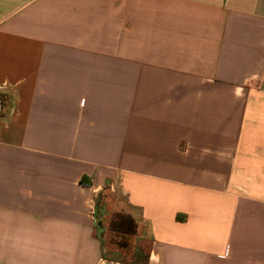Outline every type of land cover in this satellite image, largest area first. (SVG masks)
Segmentation results:
<instances>
[{
    "label": "crops",
    "instance_id": "crops-1",
    "mask_svg": "<svg viewBox=\"0 0 264 264\" xmlns=\"http://www.w3.org/2000/svg\"><path fill=\"white\" fill-rule=\"evenodd\" d=\"M103 191L146 264H264V0H0V264H127Z\"/></svg>",
    "mask_w": 264,
    "mask_h": 264
},
{
    "label": "rangeland",
    "instance_id": "rangeland-1",
    "mask_svg": "<svg viewBox=\"0 0 264 264\" xmlns=\"http://www.w3.org/2000/svg\"><path fill=\"white\" fill-rule=\"evenodd\" d=\"M100 194V205L104 206L100 221L104 229L103 237L104 243L106 244V249L119 250L117 249L116 244L125 243V250H122V258H124L128 262H139V264L142 263L143 255L138 251V246L140 245L142 246V248H144L143 254L145 255L148 249L149 242L142 239L138 242V238L136 237H122L119 235V233L112 232L114 223L117 220L121 221L119 214L125 213L122 209L127 208L126 202L125 200H123L121 193L119 191H103ZM126 210H129V208H127Z\"/></svg>",
    "mask_w": 264,
    "mask_h": 264
},
{
    "label": "trees",
    "instance_id": "trees-1",
    "mask_svg": "<svg viewBox=\"0 0 264 264\" xmlns=\"http://www.w3.org/2000/svg\"><path fill=\"white\" fill-rule=\"evenodd\" d=\"M100 196L101 194H99L97 201H96V211H95V216L96 219L98 221V229L100 232H104L103 226L101 224L100 221V217L102 215V210L104 208V206L100 205ZM120 215V219L121 221L117 220L114 225H113V229L112 232L114 233H119L120 236L122 237H126V236H130V237H135L136 235V226L134 223V220L132 219V217L127 214H119ZM125 243H118L116 244L117 249L119 250H107L106 249V244L104 243V240L102 241V246L104 249V257H106V259L109 260H115V261H120V262H125L127 264H139V262H128L127 260H125L124 258H122L123 254H122V250H125ZM115 245V244H114ZM138 251L140 253H142L143 255V262L140 264H146V256L143 254V251L138 247ZM119 253V254H118Z\"/></svg>",
    "mask_w": 264,
    "mask_h": 264
}]
</instances>
